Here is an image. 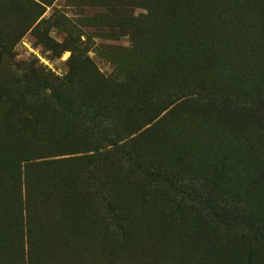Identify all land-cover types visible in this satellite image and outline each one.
<instances>
[{"label":"rangeland","instance_id":"rangeland-1","mask_svg":"<svg viewBox=\"0 0 264 264\" xmlns=\"http://www.w3.org/2000/svg\"><path fill=\"white\" fill-rule=\"evenodd\" d=\"M31 1L44 14L25 31L40 11L28 0H0V37L16 44L9 57L12 65L32 77L40 67L46 68L57 80L47 83L41 78L38 87L18 89L11 85L12 73L1 72L8 85L0 87V140L15 146L6 144L7 154L0 156L6 158L0 179V264H200L193 242H188L189 230L179 228L180 222L167 210L169 201L182 191L185 172L201 175L209 165L193 160L198 154L188 156L178 140L196 143L202 136L211 138L205 147L221 158V168L227 167L218 178L220 193L249 192L244 182L250 166L225 161L226 154L218 153L212 139L220 138L221 130L229 136L226 143L231 140L255 153L246 142L251 128L225 130L226 115H216L206 95L214 98L213 104L221 99L228 107L249 102L260 94L255 86L264 87L263 79L233 84L227 76L215 75L216 65H211L206 71L195 70L200 74L192 80L191 70L174 69L186 64L180 62L181 52L174 51L185 40L179 31L174 35L168 31L178 0H165L167 10L161 8L164 0H156V5L153 0ZM200 39L181 48L196 58L194 53L207 50L211 43L209 38ZM219 42L217 59L224 61L232 54L237 67L246 66V58L240 59L245 51L235 53L236 42ZM225 64L223 71L228 72L231 65ZM197 88L202 94L184 97L196 94ZM172 90L179 92L175 97L179 102L173 104L167 101ZM52 91L62 103L48 102ZM121 102L124 110L114 111ZM94 110L109 111L120 121L119 139L136 134L131 137L137 138L135 142L127 146L123 141L117 149L104 148L93 157L99 139L85 123ZM7 112L13 121H8ZM255 148L264 155V139ZM39 163L44 166L36 169ZM156 166L169 173L182 170L175 178L171 174L160 178ZM163 181L175 185L165 192L166 207L155 188ZM109 195L120 221L109 214ZM148 195L151 198L145 199ZM254 199V209L264 211V192ZM59 217L67 222L64 230L49 224ZM73 226H78L75 234L70 231ZM259 242L252 264H264V236ZM211 261L222 264L218 258Z\"/></svg>","mask_w":264,"mask_h":264},{"label":"trees","instance_id":"trees-1","mask_svg":"<svg viewBox=\"0 0 264 264\" xmlns=\"http://www.w3.org/2000/svg\"><path fill=\"white\" fill-rule=\"evenodd\" d=\"M178 0L179 5L175 7L171 15L172 20H170V31L169 34L174 35L178 31L180 32L181 39L185 40V44H192L199 42L200 38H209L210 44L207 46L208 49L202 52L194 53L196 58L189 54H186L181 48L182 46L176 47L174 51H180L179 58L180 62H186V64L176 66L174 69L177 70H191V79H196L200 73L199 69L207 70L211 65L217 68L215 75H223L228 77V79L234 81L233 84L242 83L250 84L251 82L257 83L263 79L264 84V0ZM36 9L40 11L38 15L33 19L30 26L25 31H30V29L35 25L39 18L44 14L41 6L35 4L33 1L28 0ZM156 5V0H153ZM161 8L167 10L166 1L161 3ZM44 21H42L38 27H40ZM193 26H200L196 29ZM166 32L167 30H163ZM23 32L22 34H24ZM22 36V35H21ZM20 36V37H21ZM219 39L223 40V44L237 43L236 45V55H241L245 51L246 58L244 60V67L236 66V58L231 54L230 58H226L225 62L230 63L228 72H224L227 67L224 61L218 58V45ZM15 43H11L8 40H4L0 37V87L8 85V82L2 80L1 72L3 70L12 73L13 82L12 86L18 89L30 88L33 85L38 87L40 85L39 79L43 78L45 82L53 83L57 80L54 78L53 74L46 68H39L34 73V76H30L28 70H21V68H16L9 61V57L13 53ZM221 50V49H220ZM219 50V51H220ZM172 51V50H171ZM200 59L199 66L197 67V62ZM202 63V65H200ZM220 63L222 69L219 70ZM196 68V69H195ZM197 70V72L195 71ZM219 70V71H218ZM202 75V78L206 75ZM34 78V81L32 79ZM28 79L31 82L28 83ZM178 79L173 76V80ZM109 79L103 80L108 84H112ZM39 84V85H38ZM120 88L126 86L125 83H120ZM260 90V94L253 98L249 102H239L236 101L234 105L229 107L221 102V99L216 103H212L214 98L206 95L207 104L210 108L214 110L216 115L220 117L223 116L226 120L225 130L231 132V129L236 127L244 126L246 128H251L249 135H247L246 142L249 143L255 153L243 151L239 146L235 145L234 142H225V132L220 130V138L216 136L212 139L217 147L221 150L219 154H226L224 160L235 166H250V171L246 175V180L244 182L245 187L249 192L244 189H238L227 195L220 193V187L218 184V178L223 175L227 167L221 168L218 156H213L214 153L210 150V147L206 148L204 143L211 140V138L201 137L199 142H191L189 139L184 141V138L178 140L182 143L185 152L189 156L190 154L195 155L193 160H199L204 165H209L207 171L201 175L186 173V179L182 181V191L177 192V198H173L169 201L168 206H171L167 213L172 214L180 222L178 224L179 228H186L188 232V242H193L191 247L196 248L197 253V263L200 264H212L211 260L220 259L222 264H252V260L255 256L256 251L259 248V240L263 239L264 236V211H257L254 209L256 203V197L259 192L263 194L264 192V155L259 153V149L255 147L258 142L264 139V87H261L259 83L255 86ZM198 89V88H197ZM258 90V91H259ZM257 91V92H258ZM179 92H174L172 90L171 94L167 96V101L170 103H177L179 100L175 98ZM204 93V92H203ZM53 91L50 97H48V102L58 105L62 103L63 99L61 97L55 98L53 96ZM202 94L199 89L196 94H186L197 95ZM39 102L40 98L33 96ZM220 98V97H217ZM124 102L118 103L114 106V111L124 110ZM171 106V105H170ZM169 107V106H168ZM167 108H164L165 111ZM8 121H13L10 112L6 113ZM228 120L237 122H230ZM92 132L94 137H98L99 142L95 150L92 152L94 156H98L100 151L104 148H115L119 147V143L123 142L125 145H130L137 139L131 138L133 135H128V137L119 139V134L123 132L120 128V121L115 117L109 116V111L107 113L101 110H94L92 114L88 117V123H85ZM151 125V124H150ZM214 128V129H216ZM204 131H200L201 135H204ZM259 138V139H258ZM28 140L24 139L23 144H27ZM8 146H15L14 143L6 141ZM0 140V156L2 154H7V146ZM220 144V145H218ZM235 145V147H234ZM87 146V144H85ZM240 151L236 153L232 148ZM227 150L225 151V149ZM192 149V150H191ZM60 157V156H54ZM260 157V159L258 158ZM6 158L0 157V179L4 176L5 170V160ZM89 158L85 159L88 160ZM78 161V160H77ZM249 164H248V162ZM26 163H31L32 160H26ZM28 166V165H27ZM44 164L39 163L34 167L41 168ZM257 166V167H256ZM242 169V168H240ZM169 169L165 170L156 166V171L158 176L161 178L162 175L167 176L168 174L176 177L178 170L181 168H174L168 172ZM190 168L187 166V171ZM248 171V169H247ZM242 176V172H238ZM169 176V175H168ZM176 180V179H175ZM180 182V181H177ZM188 182V183H187ZM169 183V182H167ZM175 186V185H173ZM172 186V187H173ZM170 186L165 185L164 181L161 184L158 182L155 188L158 189L156 193L163 195L165 201L162 202V207L167 206V189L171 190ZM27 188L28 184H27ZM28 190V189H27ZM155 196V195H154ZM151 198V195L145 197V199ZM107 200V209L109 214L113 217L112 219L120 221V213L117 208H115V202L112 196L109 195ZM145 205L148 202H144ZM28 205V204H27ZM28 208L30 206L28 205ZM61 217L53 219L50 222L51 228L65 229L64 221ZM77 228V229H76ZM70 228L73 234L78 230L77 227ZM120 229H122L120 227ZM204 230V232H203ZM62 231V230H61ZM124 233L123 230H121ZM77 234L76 236H78ZM87 239H80L79 242H86ZM259 242V243H258ZM225 251L227 253H225ZM241 259V261L239 260Z\"/></svg>","mask_w":264,"mask_h":264}]
</instances>
